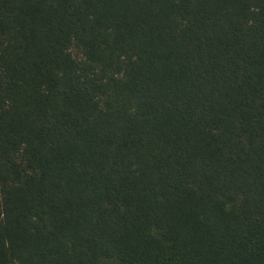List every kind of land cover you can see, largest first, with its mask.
<instances>
[{
  "label": "trees",
  "instance_id": "16d2710c",
  "mask_svg": "<svg viewBox=\"0 0 264 264\" xmlns=\"http://www.w3.org/2000/svg\"><path fill=\"white\" fill-rule=\"evenodd\" d=\"M0 264H264V0H0Z\"/></svg>",
  "mask_w": 264,
  "mask_h": 264
}]
</instances>
